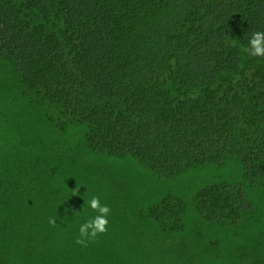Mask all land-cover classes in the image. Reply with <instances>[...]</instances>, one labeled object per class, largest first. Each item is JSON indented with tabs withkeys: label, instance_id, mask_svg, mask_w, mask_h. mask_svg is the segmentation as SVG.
<instances>
[{
	"label": "trees",
	"instance_id": "1",
	"mask_svg": "<svg viewBox=\"0 0 264 264\" xmlns=\"http://www.w3.org/2000/svg\"><path fill=\"white\" fill-rule=\"evenodd\" d=\"M255 31L264 0H0V62L40 121L161 178L233 158L264 197V57L243 51ZM194 207L227 228L255 219L238 184L202 188ZM182 211L166 197L150 217L176 229Z\"/></svg>",
	"mask_w": 264,
	"mask_h": 264
},
{
	"label": "rangeland",
	"instance_id": "2",
	"mask_svg": "<svg viewBox=\"0 0 264 264\" xmlns=\"http://www.w3.org/2000/svg\"><path fill=\"white\" fill-rule=\"evenodd\" d=\"M22 88L0 62V264H244L264 252V197L235 159L157 177L130 157L89 149L82 127L59 132L40 121ZM221 183L240 185L252 222L227 228L198 215L197 192ZM92 196L111 213L107 233L83 247L75 241L95 216ZM166 197L183 206L176 229L150 217Z\"/></svg>",
	"mask_w": 264,
	"mask_h": 264
},
{
	"label": "clouds",
	"instance_id": "3",
	"mask_svg": "<svg viewBox=\"0 0 264 264\" xmlns=\"http://www.w3.org/2000/svg\"><path fill=\"white\" fill-rule=\"evenodd\" d=\"M243 51L249 56L264 57V32H253L248 40V45L243 48ZM73 192L76 193V190H73ZM87 204L95 213V216L87 219L79 226L78 238L75 243L83 247H87L89 243L95 242L99 236L107 233L108 216L111 213L110 207L101 204L98 196H92ZM49 223H55V221L50 220Z\"/></svg>",
	"mask_w": 264,
	"mask_h": 264
}]
</instances>
